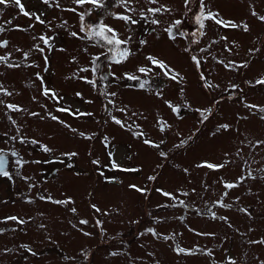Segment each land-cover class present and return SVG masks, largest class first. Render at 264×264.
<instances>
[{
  "label": "rangeland",
  "instance_id": "obj_1",
  "mask_svg": "<svg viewBox=\"0 0 264 264\" xmlns=\"http://www.w3.org/2000/svg\"><path fill=\"white\" fill-rule=\"evenodd\" d=\"M20 3H0V264H264V0Z\"/></svg>",
  "mask_w": 264,
  "mask_h": 264
},
{
  "label": "snow or ice",
  "instance_id": "obj_2",
  "mask_svg": "<svg viewBox=\"0 0 264 264\" xmlns=\"http://www.w3.org/2000/svg\"><path fill=\"white\" fill-rule=\"evenodd\" d=\"M4 2H6V0H0V3H4ZM77 2H84V0H77ZM91 2H92V3H96L97 0H91ZM14 3H15L16 5H18V6H20L21 10H23V6L21 5L20 0H14ZM27 14H28V13H25V15H27ZM121 18H123V19H128V17H121ZM210 18L215 19V17L212 16L211 14H210ZM261 19H264V17H261ZM198 20H200L199 17H198ZM133 22H134V21H133ZM216 22H217V23H223V21H219V20H217ZM232 26L235 27L236 25L233 24ZM201 27H203V23H202V21H201ZM246 28H247V26L245 25V29H246ZM109 30H110V29H109ZM100 34L103 35L102 32H101ZM105 39H107V37H105ZM108 43H109V44L113 43V40L108 39ZM117 43H121V42H120V41H117ZM124 55H126V53H125ZM153 63H159L161 67H164L163 62H159V61L153 60ZM140 71L143 72V71H145V69L141 68ZM172 78L175 79L176 77L173 76ZM257 83H264V80L257 81ZM140 86H141V87H144L143 84H141ZM10 107H11V106H10ZM117 123H119V121H117ZM225 127H227V126H225ZM46 150H47V149H46ZM208 166H209V167H214L213 165H208ZM0 173H2L3 175H7V174H8L7 172H4V171H3L2 162H0ZM232 186H233V185H227V187H232ZM166 195H167V194H166ZM12 219H15V218L13 217ZM82 223H86V221H82ZM179 251H184V250H183V249H180Z\"/></svg>",
  "mask_w": 264,
  "mask_h": 264
},
{
  "label": "flooded vegetation",
  "instance_id": "obj_3",
  "mask_svg": "<svg viewBox=\"0 0 264 264\" xmlns=\"http://www.w3.org/2000/svg\"><path fill=\"white\" fill-rule=\"evenodd\" d=\"M197 4H199L200 5V7L202 8V3H201V1H199V3L197 2ZM198 7H197V5H196V8H195V12L191 15V17H190V19H192L191 21H195L196 22V24H195V26H193L192 28H196V25L198 26L199 24L201 25V22H198V17H199V14H202V9H201V12L199 13L198 12V9H197ZM202 17H203V14L201 15ZM200 18V17H199ZM200 21V20H199ZM201 21H202V23H203V18L201 19ZM199 29H195L194 31H195V33H201V32H199L198 31ZM195 40V39H194ZM193 40V41H194ZM13 154V156H15V154L14 153H12ZM12 154H10L9 156L11 157L12 156ZM8 154H5V153H0V162H2V167H3V171L4 172H7V171H9V170H4L6 167H7V165H8ZM1 174V173H0ZM4 177H6L7 178V175H3ZM1 178V177H0ZM3 179V178H2Z\"/></svg>",
  "mask_w": 264,
  "mask_h": 264
},
{
  "label": "trees",
  "instance_id": "obj_4",
  "mask_svg": "<svg viewBox=\"0 0 264 264\" xmlns=\"http://www.w3.org/2000/svg\"><path fill=\"white\" fill-rule=\"evenodd\" d=\"M198 3H199V1H198ZM196 5H197V7H198V12L200 13L201 12V7H200V5L199 4H197V1H196V3H194L193 4V7H190L189 8V10H188V12H187V14L190 16L191 14H193L194 12H195V8H196ZM194 6H195V8H194ZM188 7V6H187ZM186 14V13H185ZM202 14H199V17H200V21L199 22H201V19L203 18L202 16H201ZM184 21H186L184 24H186L187 23V18H184ZM101 26L103 27V25L102 24H100L99 26H97L100 30H102L101 29ZM188 25H186L185 26V28L187 27ZM199 26H200V24H199ZM102 32V31H101ZM196 34H198V33H194V34H192L191 36L193 37L192 39L194 40L195 38H194V35L196 36ZM113 44H115V45H117V44H119V43H113ZM120 45V44H119ZM120 47H117V46H115V47H113V51L115 50V49H119ZM108 53L110 52V51H107ZM107 53V54H108ZM114 53V52H113ZM95 58V57H94ZM97 58H95V59H93V61L94 60H96ZM98 60V59H97ZM96 60V61H97ZM94 69H93V77H96L97 76V74H98V72H99V69H98V67L96 66V62H94ZM92 77V78H93ZM44 171L47 173V171L48 170H45L44 169Z\"/></svg>",
  "mask_w": 264,
  "mask_h": 264
},
{
  "label": "water",
  "instance_id": "obj_5",
  "mask_svg": "<svg viewBox=\"0 0 264 264\" xmlns=\"http://www.w3.org/2000/svg\"><path fill=\"white\" fill-rule=\"evenodd\" d=\"M1 158V157H0Z\"/></svg>",
  "mask_w": 264,
  "mask_h": 264
}]
</instances>
